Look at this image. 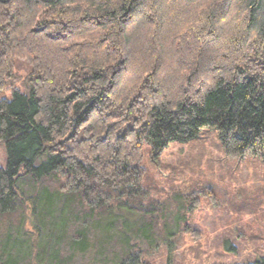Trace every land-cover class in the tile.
I'll use <instances>...</instances> for the list:
<instances>
[{
    "label": "trees",
    "instance_id": "obj_1",
    "mask_svg": "<svg viewBox=\"0 0 264 264\" xmlns=\"http://www.w3.org/2000/svg\"><path fill=\"white\" fill-rule=\"evenodd\" d=\"M203 130L264 162V0H0V264L171 256L144 145Z\"/></svg>",
    "mask_w": 264,
    "mask_h": 264
},
{
    "label": "rangeland",
    "instance_id": "obj_2",
    "mask_svg": "<svg viewBox=\"0 0 264 264\" xmlns=\"http://www.w3.org/2000/svg\"><path fill=\"white\" fill-rule=\"evenodd\" d=\"M218 142L216 134L203 130L194 140L170 143L156 160L144 145L143 165L160 202L173 210L183 206L182 227H192L177 231L171 256L162 248L151 264H236L264 256V162L228 158ZM0 164H5L2 144ZM124 214L131 223L133 217ZM25 228L31 229L29 222ZM234 234L241 238L235 241ZM224 240H234L233 251Z\"/></svg>",
    "mask_w": 264,
    "mask_h": 264
}]
</instances>
